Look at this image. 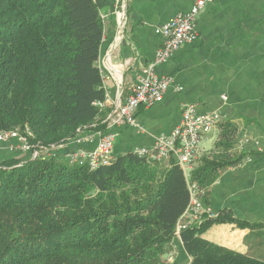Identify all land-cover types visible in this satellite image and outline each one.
<instances>
[{
    "label": "trees",
    "instance_id": "16d2710c",
    "mask_svg": "<svg viewBox=\"0 0 264 264\" xmlns=\"http://www.w3.org/2000/svg\"><path fill=\"white\" fill-rule=\"evenodd\" d=\"M111 7L112 0H0V133L28 128L30 143L52 147L84 128L104 129L98 60L101 14ZM224 155L199 157L190 183L206 192L237 163ZM188 202L180 167L132 152L94 171L69 166L62 154L0 160V264H168ZM226 222L235 220L181 233L190 264H264L201 238Z\"/></svg>",
    "mask_w": 264,
    "mask_h": 264
},
{
    "label": "crops",
    "instance_id": "0c3cea01",
    "mask_svg": "<svg viewBox=\"0 0 264 264\" xmlns=\"http://www.w3.org/2000/svg\"><path fill=\"white\" fill-rule=\"evenodd\" d=\"M193 3L112 0V7L102 12L98 67L108 99L102 122L118 99L131 94L143 68L152 62L161 44L158 29L176 14L188 12ZM195 25L197 41L181 47L155 70L158 76L172 78V84L160 103L138 110L143 131L124 125L112 128L116 137L111 155L115 159L138 147L152 148L158 136L179 124L183 105H194L201 114L219 113L220 123L200 142V157L225 153L226 161L237 163L218 172L203 203L215 213L212 220L229 215L235 222L213 224L201 238L264 263V0H212ZM105 129L84 128L79 137ZM1 145L0 159L17 157H4ZM171 247L167 262L190 264L180 243Z\"/></svg>",
    "mask_w": 264,
    "mask_h": 264
},
{
    "label": "built area",
    "instance_id": "2783aa9c",
    "mask_svg": "<svg viewBox=\"0 0 264 264\" xmlns=\"http://www.w3.org/2000/svg\"><path fill=\"white\" fill-rule=\"evenodd\" d=\"M210 2L212 0H194L188 12L176 14L158 29L161 38L159 49L152 62L143 68L141 76L131 89V94L124 99H118L112 105L110 114L102 122L106 127L105 131L95 132L85 138L79 137V131L77 136L64 144L44 147L39 143H30L34 136L28 128L14 129L0 133V144L6 146L9 151L18 150L26 154L31 160L62 154L69 166L86 167L90 171L109 165L113 161L111 154L116 137L112 128L124 125L139 132L143 131L136 118L138 110L140 107L147 108L160 103L172 84V78L158 76L156 68L165 64L181 47L197 41L196 18ZM123 21L121 19L119 27H122ZM107 102L105 97L104 102L98 103L97 106L102 109ZM220 120L221 116L217 112L201 114L196 111L194 105H183L180 122L170 133L158 136L152 148L138 147L132 150L133 155L150 163L162 164L166 161L177 165L187 181L189 202L175 226L170 245L174 242L181 244L183 231L198 227L204 221L216 217L209 206L203 203L205 190L190 183V177L200 157L201 140L220 123Z\"/></svg>",
    "mask_w": 264,
    "mask_h": 264
},
{
    "label": "rangeland",
    "instance_id": "374dc122",
    "mask_svg": "<svg viewBox=\"0 0 264 264\" xmlns=\"http://www.w3.org/2000/svg\"><path fill=\"white\" fill-rule=\"evenodd\" d=\"M114 145H115V143H114ZM1 146H4V145H1ZM5 147V148H4ZM3 148L5 149V156L4 157H8V156H11V155H15V156H17L18 158H22V159H26V157H27V155L26 154H24V153H22V152H19L18 150H14V151H9L8 149H7V147L6 146H4ZM2 148V147H1ZM1 158V157H0ZM0 160H3V159H0ZM167 261H168V258H167ZM168 264H170L169 262H168Z\"/></svg>",
    "mask_w": 264,
    "mask_h": 264
}]
</instances>
